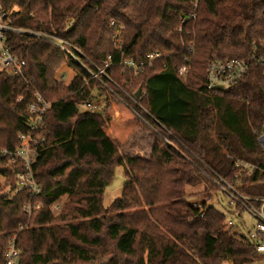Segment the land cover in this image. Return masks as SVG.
Returning a JSON list of instances; mask_svg holds the SVG:
<instances>
[{"label":"trees","instance_id":"obj_1","mask_svg":"<svg viewBox=\"0 0 264 264\" xmlns=\"http://www.w3.org/2000/svg\"><path fill=\"white\" fill-rule=\"evenodd\" d=\"M14 25L50 31L80 50L76 54L92 68L111 57L118 93L130 101L124 94L136 92L128 84L145 92L135 109L156 140L149 161L120 154L105 131L117 95L54 44L16 37L13 48L26 62L25 78L0 73V176L15 191L18 169L1 151L19 148L18 135L28 131V99L14 109L16 100L37 92L51 107L33 165L38 194L28 188L4 194L0 188V264L12 242L20 252L17 264L264 260L244 233L226 227L223 212L207 204L216 196L225 199L210 179L214 175L239 182L247 197L264 198L262 70L253 68L226 90L207 91L211 60L247 58L264 40V0H30ZM151 54L160 57L138 76L120 66L123 59L140 65ZM65 65L76 72L69 84L56 79ZM94 88L107 95L105 106L81 112ZM236 162L252 165V173L239 174ZM119 167L125 171L121 196L105 208V190ZM198 186L200 192H187ZM63 197L67 201L54 216L52 207ZM188 197L202 207L194 208ZM27 205L37 206L27 213Z\"/></svg>","mask_w":264,"mask_h":264},{"label":"built area","instance_id":"obj_2","mask_svg":"<svg viewBox=\"0 0 264 264\" xmlns=\"http://www.w3.org/2000/svg\"><path fill=\"white\" fill-rule=\"evenodd\" d=\"M196 1V0H195ZM197 5V4H195ZM22 8L10 0H0V73L9 78H25L26 62L19 57L13 48V42L16 37L22 39L39 38L44 39L61 49L64 55L71 57L78 63H82L77 53L80 50L73 48L71 45L45 30H32L29 28L17 27L14 25V20L19 16ZM32 15V14H31ZM33 16V15H32ZM192 45L190 49L192 50ZM69 47V48H68ZM73 50L74 54L70 51ZM160 55H148L140 65L135 64L132 60H122L120 63L126 68L134 69L136 73L141 72L145 66L150 65L151 62ZM113 66L111 57H108L103 67H90L86 71L91 76V79L100 83L107 88L108 84L112 82L109 74L110 68ZM260 68L262 70L263 88H264V40L253 45L251 53L247 58H233L228 60L213 59L209 62L207 70V91L213 92L217 90H226L233 86L241 78L250 74L253 68ZM188 68H182L179 72L180 76H184ZM65 79V76H62ZM24 114L26 119L24 122L27 128L26 133L18 135L20 147L15 150L3 149L2 156L7 157L11 165L17 167L15 172V180L17 183V192L28 188L33 191V194H38L39 189L35 184L33 177V165L36 163L39 153V146L43 145L45 138L38 136V133L44 128V118L49 111L51 105L39 93L33 92L29 96H19L14 105V109H19L18 105L27 100ZM100 108L94 101L79 106L81 112L96 113ZM135 114L142 121V117ZM145 122V121H144ZM259 145L264 149V127L258 137ZM235 168L238 169L239 174L246 173L250 175L253 171V166L247 163L236 162ZM211 181L220 188L222 195L227 200V210L224 211L225 225L227 228H237L241 233L244 229H249L245 236L248 242L253 245L258 254L264 256V198H250L243 195L239 188V182L230 184L218 175L210 178ZM212 199L207 201V204H212ZM194 208H201L202 203L192 204ZM37 206V205H36ZM31 205L26 206L27 213H31ZM249 216L254 221L252 228L244 219V216ZM243 228H242V226ZM20 252L12 242L5 254V264H17Z\"/></svg>","mask_w":264,"mask_h":264},{"label":"rangeland","instance_id":"obj_3","mask_svg":"<svg viewBox=\"0 0 264 264\" xmlns=\"http://www.w3.org/2000/svg\"><path fill=\"white\" fill-rule=\"evenodd\" d=\"M12 3L17 4V6H19L20 8H22L21 12L25 9V7L27 6V4L29 3L30 0H10ZM195 4L198 5L197 2H195ZM20 12V13H21ZM114 21L111 22V25H114L113 23ZM179 31H181V29H178ZM48 31V30H47ZM50 32V31H48ZM69 48V47H68ZM70 51L74 54V51L70 49ZM66 59H68V57L66 55H64ZM123 60H127V59H123ZM156 60V59H155ZM153 60L151 62V64L155 61ZM129 61V60H127ZM122 62V61H121ZM120 62V63H121ZM82 66H84L85 70L86 68H90L91 66L86 65L84 60L81 63ZM120 66H122L120 64ZM150 66V65H149ZM124 67V66H122ZM124 70H128V71H132L133 76H138L141 72L136 73L134 69L131 68H124ZM76 75V72L68 67V66H64L57 74H56V79L60 82H63L64 84H69L70 81L73 79V77ZM65 76V79L62 77ZM100 84V83H99ZM102 85V84H100ZM125 85V84H124ZM103 86V85H102ZM134 85L132 84H128V88L129 90H133V92H137L138 89H140L141 87H133ZM104 87V86H103ZM107 89L110 90L113 95H117L115 96V98L118 101H113L111 103V108H110V113H112V117L115 113L117 114V120L119 121V123L121 122L119 128H118V132L115 140V144L117 145L120 154H122L123 156H140L144 159V161H149L151 156L149 157V152H150V147L152 146L153 143V137H151L150 135H154L155 136V140H156V134L155 131L150 129V131L145 128L141 121L139 120V117H137V115L135 114L136 109H135V99H140V98H136V96L132 97L128 94H124L127 95L130 99V101H127L124 97H122L118 92L121 91L122 89H120L119 85L114 82V80L112 79L111 82V87L110 84H108ZM136 94V93H135ZM92 95L94 96V103L97 104L100 108H103L106 104V98L107 95H105V93L103 91H100L98 89H93L92 91ZM141 95L144 96L145 92L141 90ZM137 113V112H136ZM118 123V124H119ZM110 125V124H109ZM107 129V133L110 134L112 137L115 136L114 132L109 128V126L106 127ZM141 137H143V140L141 139ZM155 143V142H154ZM136 144V146L138 144L143 145L145 147V151L143 152L144 147L140 146L141 149L136 148L134 150H130L129 151V145H133ZM139 151H142L143 155H141V153H139ZM181 154L184 156L185 153L181 152ZM152 155V154H150ZM124 169L122 167L117 168L116 170V175H115V179L113 181L112 184H110L104 193V198H103V206L105 208L109 207L117 198H119L121 196V191H122V186L124 183ZM0 188L2 190V192L5 193H11L13 192V194H15L17 191H15L14 189L11 188V185L9 183V181L6 180V178L0 176ZM202 189L200 186H198L197 188L191 189L188 188L187 192L188 193H197L200 192ZM220 196H216L215 198L219 201V203L216 202V199L213 198L212 199V204L217 210L224 212L227 210V200L226 199H222ZM188 201L190 204H195V203H200V200H197L196 197H188ZM67 201V197H63L61 198L56 204L53 205L52 207V212L54 214V216H57L62 207L63 204ZM145 209L148 210V207H145ZM244 219L248 222V224L250 225V227L252 228V226L254 225V221L252 219H250L249 216H244ZM242 226V225H241ZM243 228V226H242ZM234 230H236L238 233H240L241 235L243 233L239 232L237 230V228H234ZM244 234H247L249 229H244ZM16 237V235L12 236L11 242L13 241V239ZM190 264V261L187 263ZM223 264H230L229 262H225ZM253 264H264V260H262V258H259V260Z\"/></svg>","mask_w":264,"mask_h":264},{"label":"crops","instance_id":"obj_4","mask_svg":"<svg viewBox=\"0 0 264 264\" xmlns=\"http://www.w3.org/2000/svg\"><path fill=\"white\" fill-rule=\"evenodd\" d=\"M71 82V81H70ZM117 114L118 113H115L114 115H113V117H112V113H110V116H111V119H110V121L108 122V124H107V126H109V128L114 132V134H115V136L114 137H112L110 134H108L107 133V129H105V131H106V133L109 135V137L111 138V140L115 143V138H116V136H117V133L116 132H118V128H119V126H120V124H121V122L119 123V121L117 120ZM119 123V124H118ZM110 124V125H109ZM119 125V126H118ZM116 131V132H115ZM151 137H153V143H152V146L150 147V152H149V157L151 156L150 154H152V151H153V147H154V142H155V136L154 135H150ZM141 139L143 140V137H141ZM136 144H133V145H129V151L130 150H134L136 147L137 148H139V149H141L142 150V148H140V146H143V145H140V144H138L136 147ZM144 147V146H143ZM134 148V149H133ZM145 151V147H144V149H143V152ZM142 151H139V153H141V155H143L142 153H143ZM130 157H133V158H140V159H144V158H142V157H140V156H130ZM230 264H233L232 262H229Z\"/></svg>","mask_w":264,"mask_h":264},{"label":"water","instance_id":"obj_5","mask_svg":"<svg viewBox=\"0 0 264 264\" xmlns=\"http://www.w3.org/2000/svg\"><path fill=\"white\" fill-rule=\"evenodd\" d=\"M136 98H140L141 96V89H138L136 94H135Z\"/></svg>","mask_w":264,"mask_h":264}]
</instances>
